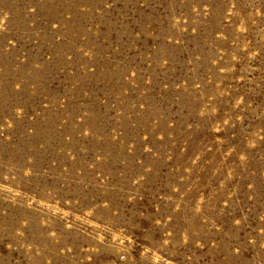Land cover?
Listing matches in <instances>:
<instances>
[{"label":"rangeland","instance_id":"1","mask_svg":"<svg viewBox=\"0 0 264 264\" xmlns=\"http://www.w3.org/2000/svg\"><path fill=\"white\" fill-rule=\"evenodd\" d=\"M0 264H264V0H0Z\"/></svg>","mask_w":264,"mask_h":264}]
</instances>
